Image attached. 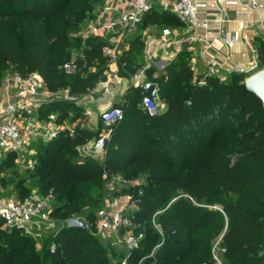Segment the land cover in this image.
<instances>
[{
    "label": "trees",
    "instance_id": "1",
    "mask_svg": "<svg viewBox=\"0 0 264 264\" xmlns=\"http://www.w3.org/2000/svg\"><path fill=\"white\" fill-rule=\"evenodd\" d=\"M101 1L0 0V86L9 71L23 78L39 75L51 95L37 106L35 119L53 117L60 126L50 140L32 139L29 158L37 194L66 198L49 216L79 215L114 175L128 181L144 176L143 184L126 191L137 209L128 216L144 234L121 259L129 264H264V109L246 90L243 73H229L227 80L206 77L200 86L190 52L182 47L160 74L145 70L146 83L156 85L157 113L142 105L146 83L130 85L112 105L123 115L104 143L103 160L79 154L78 147L102 131L100 118L96 129L84 125L79 104L105 81L101 74L111 60L100 38L79 35ZM148 23L183 25L170 12L153 8L140 27ZM128 43L116 60V76L122 79L141 68L133 48L143 42L135 37ZM256 43L257 66L264 69V39ZM16 158V152L3 153L0 174ZM17 188L19 199L31 194L22 180ZM95 215H86V228L57 229L41 251L34 236L8 227L0 216V264H113L96 235ZM215 240L221 263L212 251Z\"/></svg>",
    "mask_w": 264,
    "mask_h": 264
},
{
    "label": "built area",
    "instance_id": "2",
    "mask_svg": "<svg viewBox=\"0 0 264 264\" xmlns=\"http://www.w3.org/2000/svg\"><path fill=\"white\" fill-rule=\"evenodd\" d=\"M247 6L249 9H256L260 1L264 0H237ZM161 10L168 11L175 15L183 24L186 32L191 34L186 38L177 37L170 29L162 30V37L166 43L175 46H189L197 40L205 42L206 36L203 32L208 28L209 22L201 21L198 16L199 4L192 0H158ZM153 8L150 0H113V4L104 5L79 31L82 39L88 37H98L105 44L102 51L108 55L112 61L120 50L122 41L142 25L143 17ZM251 23H249L250 25ZM113 37L111 42H105L108 37ZM235 37L224 33L223 42L226 46L234 43ZM110 43V44H108ZM206 46L209 44L206 42ZM249 52L254 58V62L247 66L234 64L231 67H223L216 58H209L205 65V70L196 79L200 86L205 85L206 77H219L223 79L227 74L236 72L250 75L257 66V48L249 45ZM69 67V66H68ZM67 67V68H68ZM191 70L198 75L197 68L194 63L190 62ZM72 69V67H70ZM141 69L135 75H140ZM252 74V73H251ZM247 75V76H248ZM6 85H10L13 89L14 105L9 109L0 107V158L3 153L16 152L19 161L25 159L26 145L28 140L41 137L50 140L55 137L58 129L53 123L52 127H47L46 123H40L35 118L28 121L27 132L22 130L20 123L15 117V113H30L35 111L40 104L38 101L39 90L43 88V81L37 74H31L28 77H21L13 74L5 80ZM50 96V95H49ZM143 107L150 113L156 114L158 111L157 96L155 91L146 94L142 99ZM123 111L120 108L112 107L100 113L102 123V131L98 138L90 141L85 145L86 154L101 152L103 153L104 143L109 139L113 132L114 125L122 118ZM53 121V117H50ZM34 165L33 160L27 161L28 168ZM129 200L130 197L128 196ZM44 198L35 192L23 199L15 198L1 202L0 200V216L5 220L8 227H18L24 229L25 232L31 233L41 229L42 210L44 208ZM131 225V219L123 212V208L116 207L115 203L106 204L100 208L95 215L96 234L101 233L106 236L115 234L122 228ZM125 244L130 249L136 248L138 241L132 237H125ZM114 264H129L127 258L121 259Z\"/></svg>",
    "mask_w": 264,
    "mask_h": 264
},
{
    "label": "rangeland",
    "instance_id": "3",
    "mask_svg": "<svg viewBox=\"0 0 264 264\" xmlns=\"http://www.w3.org/2000/svg\"><path fill=\"white\" fill-rule=\"evenodd\" d=\"M154 6V5H153ZM95 16V13H93L89 19H87L82 25L81 28L85 27L87 23H89L90 20L93 19ZM80 28V29H81ZM147 34L144 37L142 46H136L133 48V52L136 58L137 63L141 65V71L140 75H135L132 78L128 79L127 81H122L118 78H116L115 73V63L117 58L122 52V47H120L119 52L116 54V57L112 59L108 63V68L106 71H104L101 75H105V80H107V86L106 88L109 89V92L106 91V88H102V93H100V96H102L101 99H95L92 100L90 96L94 95L91 93H88L89 99L79 100V103H83V107L86 108L85 112L88 111L90 114L87 116V122L84 124L86 127L90 129H96L99 123V116L100 113L104 110L111 109L112 103L107 100L104 96L106 93H112L114 97H119L121 90L126 87L127 85H132L134 83H144L146 82L145 78V70L148 68H153L155 71V75H158L163 70L162 67H159L158 64H165L170 61L169 60V47L171 44L166 43L163 39H160V34L158 33V30L160 27V24L155 23H148L147 24ZM163 29H161L160 32H162ZM162 34V33H161ZM134 35H128L126 41H131L134 39ZM130 48V45H128L127 49ZM167 54V55H166ZM166 61L163 62L165 58ZM164 65V66H165ZM259 65L256 66L251 72L254 73L259 69ZM68 71H71L72 69L70 67L67 68ZM13 72L9 71L5 73L3 77V83H5V80L9 77H11ZM202 72H198V75H201ZM248 75V74H244ZM228 77L225 76L222 80H227ZM104 82V81H102ZM104 87V86H102ZM45 90L41 88L39 90V94L41 95ZM13 92V90H11ZM99 93H97L99 96ZM157 106L159 107L160 104L157 102ZM15 117L17 121L20 123L22 130L24 132H27L28 128V121L31 118H35L34 111H31L30 113H20V111H17L15 113ZM33 140L30 139L27 142L26 145V152L24 154L25 159L19 161L17 158L14 160V164L10 168H5L3 172L0 174V200L1 202L8 201L10 199L18 198V188L17 183L22 180L24 181V185L28 186L31 189V192L37 191L36 189V182L30 177V173L28 171L27 161L30 158V155L32 154L31 151V144ZM93 157L99 160L100 153L94 152ZM82 157V156H81ZM31 160V159H30ZM145 182L144 176H139L137 179L133 181H128L124 178V176L117 174L105 181L104 187L100 192L94 193V197L98 199L97 201H88V203L81 209V212L77 216H71L70 218H77L79 220L85 221L86 215L90 212H93L95 215L96 212L104 207L106 204H113L115 203L116 207L123 208V212L126 215L133 214L137 209L135 205L129 200L128 195L126 194L127 189H129L132 186L143 184ZM37 193V192H36ZM44 198V208L42 210V220H41V229L39 231H33L30 233V235L34 236L37 242V247L41 251V247L43 245L44 240L52 233H54L57 229L60 227L66 225V220H55L52 219L49 215L50 212L57 207H60L63 205L66 201L65 197H57L54 195H49ZM138 226L131 222V225L127 228H122L119 231H117L115 234L106 236L104 234L98 233L96 234L99 237L100 242L104 247L108 249L109 257L112 261V263H116L119 261V259L130 255L131 249L126 246L125 244V237L132 236L137 241H139L144 234V229H141L139 231ZM218 240L213 241L212 243V251L215 255V258L219 261V263L222 262V251L218 247ZM139 264V261L137 262Z\"/></svg>",
    "mask_w": 264,
    "mask_h": 264
},
{
    "label": "crops",
    "instance_id": "4",
    "mask_svg": "<svg viewBox=\"0 0 264 264\" xmlns=\"http://www.w3.org/2000/svg\"><path fill=\"white\" fill-rule=\"evenodd\" d=\"M153 3V9L161 10L158 5V0H150ZM196 4H199L198 7V16L201 21L206 20L209 22V26L203 32L205 33L206 40H197L196 42L190 44L189 46H183L190 52V62L194 63L197 72H203L205 70L206 62L209 58H216L220 65L223 67H231L234 64H240L243 66H247L249 63L254 62V58L251 56L249 52V45L256 46V39L261 38L264 39V2L260 1L258 7L256 9H249L244 4L240 3L237 0H192ZM113 4V0H102L98 7L96 8V13L102 6ZM172 14V13H171ZM160 16V15H158ZM249 23H251L249 25ZM147 27V26H146ZM139 27L135 31V37H139L140 40H143L147 34V28ZM170 29L174 35H178L177 37L186 38L191 32H186L184 26H174V25H164L162 24V28H159L158 33L160 34V39L164 40L161 34V29ZM227 32L230 36L235 37V42L226 46L223 42L224 33ZM134 37V38H135ZM105 42H111L113 37L109 36ZM127 37L122 41L121 46L122 50L127 49L129 43L126 41ZM208 43L209 46H206L205 43ZM110 44V43H108ZM170 44V43H169ZM182 47L175 46L173 44L170 45L169 51L172 53L169 55V60L173 59L177 52ZM167 55V54H166ZM168 60L166 57L164 61ZM165 65V64H164ZM163 64L158 65L162 67V69L166 66ZM115 70L117 69L115 63ZM116 76V73H115ZM116 78L127 81L128 79H122L116 76ZM107 80L104 82H100L95 89L88 92L94 94L90 96L92 100L101 99L100 93H102V88H106ZM144 83H134L132 85H144ZM104 86V87H102ZM130 85L124 87L119 97H114L112 93H105L104 97L109 100L112 105L121 100L122 95L126 91V89ZM45 90L41 95H38V101L42 102L51 95L44 87ZM12 87L10 85L3 84L0 86V107L2 109H9V107L13 106L14 96L13 92H11ZM106 91L109 92V89L106 88ZM88 93L83 96L81 102L83 100L89 99ZM99 93V96H97ZM83 107V103H79ZM84 108V107H83ZM86 108H84L85 110ZM89 112L86 111V122L87 116H89ZM40 123H46L47 127H52L53 121H38ZM55 124V123H54ZM56 125V124H55ZM58 128L60 126L57 125ZM61 127H69L67 125ZM79 154L82 157L92 156L93 153L86 154L85 145L78 147ZM99 161L103 160V153L99 152Z\"/></svg>",
    "mask_w": 264,
    "mask_h": 264
},
{
    "label": "water",
    "instance_id": "5",
    "mask_svg": "<svg viewBox=\"0 0 264 264\" xmlns=\"http://www.w3.org/2000/svg\"><path fill=\"white\" fill-rule=\"evenodd\" d=\"M161 65V64H158ZM244 85L247 91L254 94L262 103L264 109V69H260L244 79ZM154 83H146L144 88L147 94H151L155 90ZM67 227L86 228L85 221L77 218H69L66 220Z\"/></svg>",
    "mask_w": 264,
    "mask_h": 264
}]
</instances>
